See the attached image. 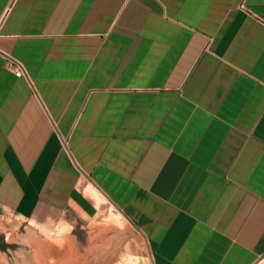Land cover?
<instances>
[{"label":"crops","instance_id":"1","mask_svg":"<svg viewBox=\"0 0 264 264\" xmlns=\"http://www.w3.org/2000/svg\"><path fill=\"white\" fill-rule=\"evenodd\" d=\"M98 199L103 264H264V0H0V230Z\"/></svg>","mask_w":264,"mask_h":264},{"label":"rangeland","instance_id":"2","mask_svg":"<svg viewBox=\"0 0 264 264\" xmlns=\"http://www.w3.org/2000/svg\"><path fill=\"white\" fill-rule=\"evenodd\" d=\"M98 203V214L91 219L90 226L77 214L69 213L65 220L45 231L54 232L64 221L74 226L72 235L67 238L63 247H58L47 239L45 246L42 245L44 248L41 252L38 249L39 246L35 244V239L32 240L33 233L38 231H31L10 217L11 235L9 241H5L0 234V264H103L97 260L98 253L111 252L114 248L113 239L115 236L121 234V243H124L134 234L132 226L110 203L103 199H98ZM6 231L4 228L0 230V232ZM51 246L57 249V254L52 256L48 253ZM66 251L71 254L68 259ZM88 251L90 259L86 255L82 260L81 256ZM122 252L123 257L131 258L132 264H135L132 256L127 255L124 250Z\"/></svg>","mask_w":264,"mask_h":264},{"label":"clouds","instance_id":"3","mask_svg":"<svg viewBox=\"0 0 264 264\" xmlns=\"http://www.w3.org/2000/svg\"><path fill=\"white\" fill-rule=\"evenodd\" d=\"M33 224L38 228L40 227L39 225H36L35 222H33ZM73 230L74 226L71 223L64 221L62 225L58 226L54 232H43V234L53 244L57 245L58 247H63L67 242V238L72 235ZM120 264H132V259L121 257Z\"/></svg>","mask_w":264,"mask_h":264},{"label":"built area","instance_id":"4","mask_svg":"<svg viewBox=\"0 0 264 264\" xmlns=\"http://www.w3.org/2000/svg\"><path fill=\"white\" fill-rule=\"evenodd\" d=\"M4 58L6 60L7 66L15 71L17 77L28 78L30 80L29 73L20 60L9 54H5ZM65 144H67V142H65Z\"/></svg>","mask_w":264,"mask_h":264},{"label":"bare ground","instance_id":"5","mask_svg":"<svg viewBox=\"0 0 264 264\" xmlns=\"http://www.w3.org/2000/svg\"><path fill=\"white\" fill-rule=\"evenodd\" d=\"M90 190H91V189H90ZM93 191H94V190H93ZM93 191H92V193H93ZM94 192H95V191H94ZM128 221H129V220H128ZM0 225H1V224H0ZM6 229H7V228H6ZM10 231H11L10 229L7 230V234H8L9 237H10V235H11V234H10ZM35 234H36V233H33V236H32V240H33V241H34V238H35L36 236H38V235H35ZM36 241H37V239H36ZM36 241H35V242H36ZM38 242H39V241H38ZM40 243H41V242H40ZM37 244H38V243H37ZM38 245H39V244H38ZM40 245L42 246V244H40ZM40 245H39V247H40ZM43 246H45V245L43 244ZM40 248H41V247H40ZM43 248H44V247H43ZM43 248H42V249H43ZM40 250H41V249H40Z\"/></svg>","mask_w":264,"mask_h":264}]
</instances>
